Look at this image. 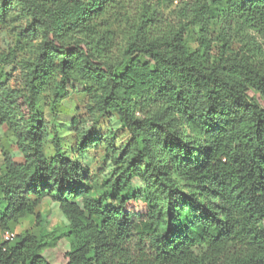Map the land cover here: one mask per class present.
Masks as SVG:
<instances>
[{
	"label": "trees",
	"instance_id": "1",
	"mask_svg": "<svg viewBox=\"0 0 264 264\" xmlns=\"http://www.w3.org/2000/svg\"><path fill=\"white\" fill-rule=\"evenodd\" d=\"M17 17L26 84L18 96L0 76V123L23 97L25 161L6 159L0 226L14 233L46 200L69 225L0 243V264H52L62 239L65 264H264V0H0V25ZM71 83L88 97L71 122L78 144L39 110ZM107 115L130 140L93 189L86 128ZM139 176L149 209L136 220Z\"/></svg>",
	"mask_w": 264,
	"mask_h": 264
},
{
	"label": "rangeland",
	"instance_id": "2",
	"mask_svg": "<svg viewBox=\"0 0 264 264\" xmlns=\"http://www.w3.org/2000/svg\"><path fill=\"white\" fill-rule=\"evenodd\" d=\"M18 11L22 12L21 8H18ZM20 18H14L11 21L9 20L7 24L0 25V76L4 80L9 79L8 87L17 90L20 93L18 96H21L25 89L26 62L29 59V56L24 55V53H19L15 58L13 55L16 48L15 31L20 30L27 24L26 20H20ZM235 46L236 49L243 46L240 38H237ZM193 47L195 48V46ZM87 103L88 97L84 86L71 83L67 88L64 100L60 104H54L52 100L44 99L39 110L44 115L50 129L56 125L62 131V135L78 144L80 141L72 130L71 122L73 118L86 114L85 107ZM260 104L264 107V101H260ZM27 117L28 110L22 97L16 105V115L12 123H0V175L4 172L6 159L9 158L19 164L25 161L19 144ZM189 131L191 137L198 138L199 132L195 128L189 127ZM86 132L90 140H95L85 154L82 155L86 180L90 182L88 187L100 188L111 177L114 160L121 154L130 139L115 115L101 117L94 127H87ZM133 192L137 197L131 199L127 209L132 212L134 219L139 220L145 217L149 209L145 196L150 194V185L144 180L143 176L133 180ZM78 203L83 206L81 200ZM37 212L40 214V218L37 216L27 218L18 225L12 226L11 231L18 235L29 234L40 237L53 231H60L69 225L57 201H44ZM6 232L0 226V243H2V236ZM69 251V242L62 239L54 248L46 251L45 257L52 264H65V255Z\"/></svg>",
	"mask_w": 264,
	"mask_h": 264
},
{
	"label": "built area",
	"instance_id": "3",
	"mask_svg": "<svg viewBox=\"0 0 264 264\" xmlns=\"http://www.w3.org/2000/svg\"><path fill=\"white\" fill-rule=\"evenodd\" d=\"M16 235L15 233L12 232H6L3 236H2V243H7V242H13L16 239ZM1 247V246H0Z\"/></svg>",
	"mask_w": 264,
	"mask_h": 264
}]
</instances>
